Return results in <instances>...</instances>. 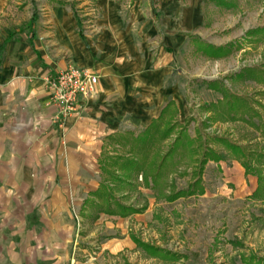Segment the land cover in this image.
I'll return each mask as SVG.
<instances>
[{"label":"rangeland","instance_id":"obj_1","mask_svg":"<svg viewBox=\"0 0 264 264\" xmlns=\"http://www.w3.org/2000/svg\"><path fill=\"white\" fill-rule=\"evenodd\" d=\"M62 1L83 26L101 16V0H9L3 26L26 32L35 12L55 16ZM143 2L152 16H195L175 57L186 112L175 119L171 107L149 137L128 130L106 139L108 187L74 214L72 251L93 264H264V31L246 35L264 26V0ZM229 43L221 57L203 50ZM167 120L175 129L162 139ZM208 148L221 159L202 166Z\"/></svg>","mask_w":264,"mask_h":264},{"label":"crops","instance_id":"obj_2","mask_svg":"<svg viewBox=\"0 0 264 264\" xmlns=\"http://www.w3.org/2000/svg\"><path fill=\"white\" fill-rule=\"evenodd\" d=\"M8 1L0 0V264H93L72 251L74 214L99 188L107 136L144 131L171 101V117L186 112L175 57L195 16L101 0L83 38L73 12L57 5L55 16L38 17L32 41L29 31L8 40ZM69 64L99 82L60 126L47 79Z\"/></svg>","mask_w":264,"mask_h":264},{"label":"trees","instance_id":"obj_3","mask_svg":"<svg viewBox=\"0 0 264 264\" xmlns=\"http://www.w3.org/2000/svg\"><path fill=\"white\" fill-rule=\"evenodd\" d=\"M59 5H67L68 2H58ZM75 16L78 20V25H79V31L82 35V37L84 38V29H83V20L82 18L78 15L77 11H75ZM38 15L36 14V12L33 14V16L31 17V19L29 20L28 22V25H27V29L30 33V39L31 41L33 40L34 36H35V31H34V25L38 19ZM264 31V26L263 27H257V28H254V29H251L247 32V36H253V35H256L258 33H261ZM15 36L14 33H11L8 37V40L10 39H13ZM234 44L233 43H229L227 45H224V46H216L214 44H207L206 46L203 47V50L209 55V56H212V57H221V56H224V55H227L230 51H231V47L233 46ZM210 86V84H209ZM210 88H213V89H216L215 87L213 86H210ZM224 93V92H223ZM174 102L171 101L168 103V105L163 109V112L161 114V116L157 119H155L151 125L148 126L147 129L144 130V136L143 137H149V135H152V133H154V129L158 127V124L164 120V116L165 114L168 112V110L173 106ZM176 112H177V108H175ZM170 120H167V123H169ZM175 129V125L174 123L171 124L169 123L168 124V127L164 130V133L162 135V139L163 138H168L174 131ZM185 131H186V128H184ZM181 134H183V131L181 132ZM116 134H111L109 136L106 137V139H109V138H112V137H115ZM145 139V138H143ZM181 139H182V136L179 134L176 139L174 140L173 142V145H172V148H176L180 142H181ZM220 141L223 142L231 151H233L234 153L238 154V155H244V148L236 143H233V142H230V141H227L225 138H220ZM221 159V156L219 154H217V152L213 149V148H208L205 153H204V158L201 160V164L202 166H204L209 160H220ZM99 163H100V168L102 170V173L105 172V170L110 166V163H109V159L105 157V150H103L102 152V155H101V158L99 159ZM109 163V164H108ZM135 161H133L132 164H134ZM107 184L104 180H102L100 182V186L99 188L94 191V192H91L90 193V196H93V197H98V196H102L103 193H104V190L107 189ZM90 199L89 197L86 199L85 201V204L87 202H89ZM127 209V208H126ZM123 211L122 214H127L128 212L126 211ZM132 212H134L135 210L129 208ZM136 212V211H135ZM111 213H115V212H111Z\"/></svg>","mask_w":264,"mask_h":264},{"label":"built area","instance_id":"obj_4","mask_svg":"<svg viewBox=\"0 0 264 264\" xmlns=\"http://www.w3.org/2000/svg\"><path fill=\"white\" fill-rule=\"evenodd\" d=\"M47 81L50 103L57 108L54 121L62 126L66 118L80 114V100L96 92L99 78L88 68L69 64Z\"/></svg>","mask_w":264,"mask_h":264}]
</instances>
